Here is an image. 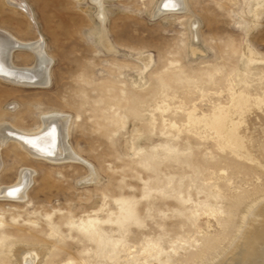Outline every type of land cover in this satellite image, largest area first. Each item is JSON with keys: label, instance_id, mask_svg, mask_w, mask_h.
Masks as SVG:
<instances>
[{"label": "rangeland", "instance_id": "1", "mask_svg": "<svg viewBox=\"0 0 264 264\" xmlns=\"http://www.w3.org/2000/svg\"><path fill=\"white\" fill-rule=\"evenodd\" d=\"M24 1L32 16L0 0V28L43 37L51 83L0 79V124L35 131L64 113L78 159L0 146V264L21 248L44 250L33 264L225 259L264 203V0ZM221 107L239 145L207 123ZM25 174V200L2 195Z\"/></svg>", "mask_w": 264, "mask_h": 264}, {"label": "bare ground", "instance_id": "2", "mask_svg": "<svg viewBox=\"0 0 264 264\" xmlns=\"http://www.w3.org/2000/svg\"><path fill=\"white\" fill-rule=\"evenodd\" d=\"M8 1L24 7L26 12L32 16V10L24 0ZM92 1L100 9L102 8V0ZM183 8L182 0H162L158 12L181 10ZM100 18H103V16ZM43 43V37L29 43L20 41L7 30L0 28V79L21 86H49L53 61L47 57L48 55L46 56L47 51H44ZM18 50L33 52L36 60L32 67H18L13 63L14 53ZM228 117L229 110L221 107L206 122L233 145H239L238 123L234 122L229 128L227 125ZM41 119V125L35 131H24L12 126L10 123H1L0 146L9 141H14L33 157L58 162L78 159L77 154L68 142L70 118L64 113L53 112L44 114ZM31 177V174L23 175L20 183L11 188H6L2 195L17 200L26 198L27 189L32 184ZM93 224V221L87 222L88 226ZM245 227H247L246 230L239 237L230 254L217 264H264V203L251 212ZM21 249L17 251L19 264H33L36 256L34 258L32 253ZM44 253V250H41L37 258L41 259Z\"/></svg>", "mask_w": 264, "mask_h": 264}, {"label": "water", "instance_id": "3", "mask_svg": "<svg viewBox=\"0 0 264 264\" xmlns=\"http://www.w3.org/2000/svg\"><path fill=\"white\" fill-rule=\"evenodd\" d=\"M24 48H28V47H24Z\"/></svg>", "mask_w": 264, "mask_h": 264}]
</instances>
